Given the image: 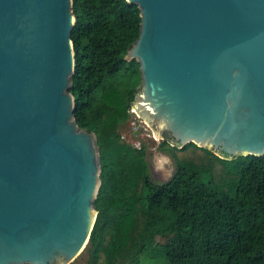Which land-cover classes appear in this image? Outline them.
Returning a JSON list of instances; mask_svg holds the SVG:
<instances>
[{"label": "water", "instance_id": "obj_1", "mask_svg": "<svg viewBox=\"0 0 264 264\" xmlns=\"http://www.w3.org/2000/svg\"><path fill=\"white\" fill-rule=\"evenodd\" d=\"M126 2L140 16L131 109L157 141L263 156L264 0ZM72 7L0 0V264H70L95 222L100 153L74 117Z\"/></svg>", "mask_w": 264, "mask_h": 264}, {"label": "trees", "instance_id": "obj_2", "mask_svg": "<svg viewBox=\"0 0 264 264\" xmlns=\"http://www.w3.org/2000/svg\"><path fill=\"white\" fill-rule=\"evenodd\" d=\"M72 2L74 117L96 135L101 169L97 214L85 246L88 263L264 264V155L228 160L164 139L156 149L175 169L166 182L151 181L145 145L132 148L116 132L129 118L140 84L137 62L124 60L139 34V10L126 0ZM121 77L131 86L120 89ZM188 147L225 163L234 177L231 191L202 182L205 167L179 159Z\"/></svg>", "mask_w": 264, "mask_h": 264}, {"label": "rangeland", "instance_id": "obj_3", "mask_svg": "<svg viewBox=\"0 0 264 264\" xmlns=\"http://www.w3.org/2000/svg\"><path fill=\"white\" fill-rule=\"evenodd\" d=\"M117 81L119 82L118 86L120 89H126L131 86V79L128 77H121V79H117ZM113 104L116 106L118 103L116 104L113 101ZM118 109L120 110V108ZM116 132H118L123 141L132 148L136 149L137 147L145 145L146 155L144 159L147 163L148 177L151 181L163 183L169 180L175 169L174 163L168 155L156 149L157 145L162 142V140L157 142L151 138L153 130L149 128V126L146 128L143 124L139 123L138 120H134L133 115H129L126 122L121 128L117 129ZM177 155L181 160L193 161L205 167V171L200 176L202 182H212L219 190L231 191L234 177L226 172L224 162L194 147H188L184 151H179ZM136 185L137 181L135 186ZM157 240L160 242L164 241L162 238H157ZM87 260L88 256L84 248L72 263L89 264Z\"/></svg>", "mask_w": 264, "mask_h": 264}, {"label": "built area", "instance_id": "obj_4", "mask_svg": "<svg viewBox=\"0 0 264 264\" xmlns=\"http://www.w3.org/2000/svg\"><path fill=\"white\" fill-rule=\"evenodd\" d=\"M128 112H129L130 116H131V115L134 116V120H138V122L141 123V124H143L146 128L148 127V126L146 125L145 121L142 120V119H141V118H140L135 112L132 111L131 107H130V109L128 110ZM121 138H122V137H121ZM151 138H153V140H156V141H157V139L155 138L154 134L152 135ZM157 142H158V141H157ZM140 148H141V146H140V147H137L136 149H140Z\"/></svg>", "mask_w": 264, "mask_h": 264}, {"label": "bare ground", "instance_id": "obj_5", "mask_svg": "<svg viewBox=\"0 0 264 264\" xmlns=\"http://www.w3.org/2000/svg\"><path fill=\"white\" fill-rule=\"evenodd\" d=\"M146 123V122H145Z\"/></svg>", "mask_w": 264, "mask_h": 264}]
</instances>
